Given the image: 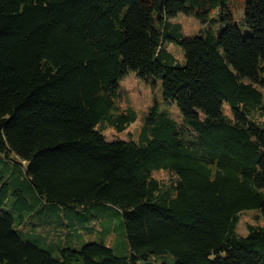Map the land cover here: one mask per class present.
I'll list each match as a JSON object with an SVG mask.
<instances>
[{
    "label": "trees",
    "instance_id": "obj_1",
    "mask_svg": "<svg viewBox=\"0 0 264 264\" xmlns=\"http://www.w3.org/2000/svg\"><path fill=\"white\" fill-rule=\"evenodd\" d=\"M242 8L248 32L235 19ZM180 13L205 30L185 37L172 22ZM130 72L161 82L165 106L149 107L137 138L108 140L105 124L123 132L138 118L120 105ZM259 86L264 0H0V154L24 174L16 214L3 208L12 188L0 179V264H139L162 254L175 264H264V226L238 232L242 212L264 215ZM61 207L66 218L90 209L121 218L130 254L101 241L55 257L20 231L35 220L59 228L51 221L62 223Z\"/></svg>",
    "mask_w": 264,
    "mask_h": 264
},
{
    "label": "rangeland",
    "instance_id": "obj_2",
    "mask_svg": "<svg viewBox=\"0 0 264 264\" xmlns=\"http://www.w3.org/2000/svg\"><path fill=\"white\" fill-rule=\"evenodd\" d=\"M245 12L246 10L244 8L238 12L236 11L235 19L244 32H248V28L245 24ZM213 17L218 18V10L213 14ZM172 22L181 24L182 33L185 37L199 35L206 27V25L195 16H189L184 13H180L172 18ZM213 28L218 35L221 29L220 23L214 24ZM167 45L169 51L175 55L179 64H186L183 48L174 43H169ZM120 84L122 88L120 105L123 108L128 106L134 107L137 111L138 118L136 122L123 132H118L115 128L105 124L104 134L107 136L108 140L137 138L144 116L149 107L155 102L162 103L163 106H165L161 82L153 86L140 80L136 73L130 72ZM260 88L264 92V87ZM170 111L171 114L180 120L181 111L176 104L170 106ZM225 113L232 115V109L228 104H225ZM21 175L24 176L23 172H20L18 161L9 160L0 154V179L1 181L5 180L10 183L12 188L9 198L5 200L3 208L14 211V213L19 211L14 206L16 200L14 188L15 183ZM154 176L165 183L171 182L172 178L167 171H156L154 172ZM32 194L33 192L31 190L27 191V196H29V198L33 196ZM38 207L44 208L41 205ZM60 211L59 216L62 214L64 217L62 223L59 224L57 219H53L57 222L51 221V223L60 226L59 228H53V226L48 223L35 220L27 221L25 224L19 226V229L24 232L26 239L50 251L55 257H60V249L62 247H82L86 243L101 241L106 243L109 247H112L116 253L121 256H128L130 254V247L121 218L110 216V220L107 221L102 218L103 216L98 215L99 213L91 217L90 209L81 212L82 218H70V216H67V218L70 219L68 220L66 214H69L71 211L62 207ZM240 217L238 232L241 235H247L249 233V226L251 224L264 226V215L258 209L246 210L240 214ZM175 261L174 256L162 254L154 255L147 259H141L139 260V264H175Z\"/></svg>",
    "mask_w": 264,
    "mask_h": 264
}]
</instances>
